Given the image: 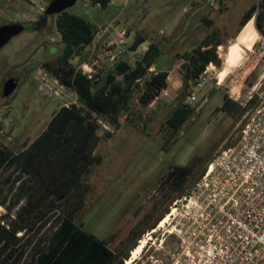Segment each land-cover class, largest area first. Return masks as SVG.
Listing matches in <instances>:
<instances>
[{
  "label": "rangeland",
  "instance_id": "374dc122",
  "mask_svg": "<svg viewBox=\"0 0 264 264\" xmlns=\"http://www.w3.org/2000/svg\"><path fill=\"white\" fill-rule=\"evenodd\" d=\"M0 1V26L12 23L27 26L0 49V123L4 130L1 141L19 151L46 128L61 105L78 99L69 87L61 89L65 91L63 97L40 88L45 76L42 63L56 58L63 47L56 25L57 14L49 15L44 28H28L43 12L41 6L45 7L49 1ZM255 1L113 0L112 4L102 7L92 0H77L68 8L92 21L99 32L105 31L102 38L106 42L118 39L117 29H127L125 42L120 47L116 45L117 58L123 56L134 61L154 42L164 50L153 66L154 71L171 70L168 95L148 105L141 103L140 96L150 72L138 82L122 108L121 126L111 127V136L103 129L99 131L102 138L97 152L103 160L85 174L92 190L76 219L84 222V228L101 239L115 235L110 244L113 249L130 247L134 242V229L144 231L141 238L153 229L150 228L163 212L158 203L156 210L153 205L160 201L167 187L165 184L162 187V182L169 168L185 165L195 155L211 160L221 147L234 145L243 125L264 99L262 34L256 27L255 18L239 29L242 14ZM207 18L213 23L209 24ZM212 31H216L222 40L223 66L207 69L206 81L196 90L193 116L165 143L171 134L167 119L178 104L182 85L179 68L184 58L180 55ZM138 33L146 36L148 42L142 43L137 51L129 50ZM237 43L242 47L240 56L229 66L225 80L219 82L220 73L227 66L225 57ZM112 62L103 57L98 63V71L111 69ZM8 79H14L17 87L11 95L3 96L1 91ZM48 82L53 84L50 79ZM225 95L238 103L240 108L235 107L238 109L236 116L223 107ZM252 96L255 101L249 103ZM13 171V167H9L0 172V185L5 191L11 186L15 176L11 174ZM5 213L7 208L0 205V216ZM59 221L60 213H53L44 227L29 233L30 245L17 264H33L39 239L49 237ZM164 229L151 235L152 239L133 264H169L173 239Z\"/></svg>",
  "mask_w": 264,
  "mask_h": 264
},
{
  "label": "trees",
  "instance_id": "16d2710c",
  "mask_svg": "<svg viewBox=\"0 0 264 264\" xmlns=\"http://www.w3.org/2000/svg\"><path fill=\"white\" fill-rule=\"evenodd\" d=\"M111 1L92 0L102 7ZM254 18L258 31L264 35V0H256L246 9L239 21V29ZM48 19L49 15L43 11L28 28H44ZM207 21L213 23L210 18ZM56 25L63 40L62 50L56 58L44 61L42 66L48 76L60 79L76 92L78 101L61 105L46 128L23 149L15 151L0 143V172L13 167L11 174H15L8 191L0 185V205L7 208V213L0 216V264H17L30 245L29 233L44 227L50 215L56 212L60 213L59 224L49 237L39 239L33 253V264H124L144 231L134 229V242L126 250L122 247L113 249L110 244L115 235L104 239L97 237L84 228V222L77 221L76 215L85 206L87 194L92 190L85 174L103 160L97 152L102 138L97 116L119 128L123 123V106L138 82L149 72L140 96L143 105L150 104L156 95L167 89L169 71H150L164 50L152 42L134 61L118 57L112 62L111 69H101L94 79H89L77 64L88 59L89 46L99 32L98 27L88 18L68 9L57 14ZM145 40L146 36L136 34L129 50L137 51ZM221 44L216 31H212L180 55L184 58L179 68L182 85L177 96L178 104L167 119L171 134L165 143L193 116L195 107L185 104L183 98L198 82L200 75L210 63L219 69L223 66L224 59L218 52ZM76 58L77 62L73 63ZM253 97L249 103L255 101ZM223 107L232 116L238 113L235 107L239 105L229 95H225ZM105 134L111 136L109 130ZM209 161L210 158L195 155L187 164H176L168 169L162 182V187L164 184L167 187L160 201L153 205V210H156L158 203L163 212L150 229L162 220L171 201L188 191L195 183L193 180H198ZM64 194L67 195L58 199Z\"/></svg>",
  "mask_w": 264,
  "mask_h": 264
},
{
  "label": "built area",
  "instance_id": "2783aa9c",
  "mask_svg": "<svg viewBox=\"0 0 264 264\" xmlns=\"http://www.w3.org/2000/svg\"><path fill=\"white\" fill-rule=\"evenodd\" d=\"M104 32H98L90 44L88 59L77 64L89 79L96 77L103 57L111 62L117 59L116 45L125 42L127 29H117L118 39L108 42L102 38ZM260 42L264 48L263 34ZM209 67L216 66L210 63ZM150 71L155 72L153 66ZM206 73L191 87L185 104L197 101L196 90L206 81ZM44 74L40 88L63 97L65 84L45 70ZM168 93L167 88L153 102ZM97 120L104 133L112 130L102 117L97 116ZM3 132L0 123V143L6 145L1 141ZM165 216L166 225L156 232L165 228L173 239L169 264H264V99L243 125L237 142L219 149L191 188L171 201Z\"/></svg>",
  "mask_w": 264,
  "mask_h": 264
},
{
  "label": "water",
  "instance_id": "95a60500",
  "mask_svg": "<svg viewBox=\"0 0 264 264\" xmlns=\"http://www.w3.org/2000/svg\"><path fill=\"white\" fill-rule=\"evenodd\" d=\"M77 0H51L45 6V13L48 15L51 14H59L62 11L70 8L76 3ZM25 30V25L23 23H12L8 25H1L0 26V49L8 43L12 37L21 33ZM264 33V31H263ZM17 87V83L14 79H8L7 82L3 85V89L1 91V95L9 96L11 95ZM67 194L61 195L60 198L62 199Z\"/></svg>",
  "mask_w": 264,
  "mask_h": 264
},
{
  "label": "bare ground",
  "instance_id": "6f19581e",
  "mask_svg": "<svg viewBox=\"0 0 264 264\" xmlns=\"http://www.w3.org/2000/svg\"><path fill=\"white\" fill-rule=\"evenodd\" d=\"M242 49L241 45L237 43L232 49L231 52L228 53L225 57L226 59V67L221 71L220 73V81L223 82L225 80V77L229 74L230 69L229 66L233 65L238 57L240 56V50ZM168 220L167 216H164L162 220H160V223L158 224L157 228L152 229L150 232H148V235L144 236L139 240L138 245L131 251V256L129 259L126 260V264H133L134 261L139 257V255L143 252L144 248L147 246V243L150 239H152L151 235L156 232L159 228L166 225ZM154 238V237H153Z\"/></svg>",
  "mask_w": 264,
  "mask_h": 264
},
{
  "label": "crops",
  "instance_id": "0c3cea01",
  "mask_svg": "<svg viewBox=\"0 0 264 264\" xmlns=\"http://www.w3.org/2000/svg\"><path fill=\"white\" fill-rule=\"evenodd\" d=\"M112 2H113V0H112ZM111 4H112V3H111ZM97 5H99V4H97ZM144 42H148V40H145ZM144 42H143V43H144ZM146 49H147V48H146ZM146 49H145V50H146ZM166 70H168V69H166ZM168 71H169V74H170V71H171V70H168Z\"/></svg>",
  "mask_w": 264,
  "mask_h": 264
},
{
  "label": "flooded vegetation",
  "instance_id": "af4514ba",
  "mask_svg": "<svg viewBox=\"0 0 264 264\" xmlns=\"http://www.w3.org/2000/svg\"><path fill=\"white\" fill-rule=\"evenodd\" d=\"M156 249H158V248H156Z\"/></svg>",
  "mask_w": 264,
  "mask_h": 264
}]
</instances>
